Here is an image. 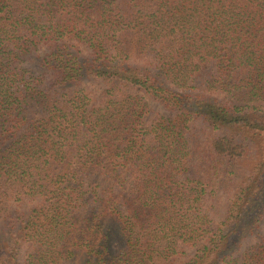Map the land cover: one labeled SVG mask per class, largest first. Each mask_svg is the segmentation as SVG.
<instances>
[{"label":"trees","instance_id":"obj_1","mask_svg":"<svg viewBox=\"0 0 264 264\" xmlns=\"http://www.w3.org/2000/svg\"><path fill=\"white\" fill-rule=\"evenodd\" d=\"M0 222V264H264V0H0Z\"/></svg>","mask_w":264,"mask_h":264},{"label":"rangeland","instance_id":"obj_2","mask_svg":"<svg viewBox=\"0 0 264 264\" xmlns=\"http://www.w3.org/2000/svg\"><path fill=\"white\" fill-rule=\"evenodd\" d=\"M42 54H43V50L40 48L38 50V52L32 53V54L28 55L27 57H25V62L23 65H25L26 67H28V68L36 71V72H40L41 70H40V67L37 65V63H38ZM81 87H84V88L88 89L89 91L94 92L95 96H98V98H96L97 100L101 99L100 94L104 89V86L102 84L88 81V82H83L81 84ZM151 104H153V103H151ZM154 106H155V109L157 111L161 112L162 114L168 115V113L162 107L157 106V105H154ZM224 203H225V199L223 200L221 198V199L215 200V217H218L222 214ZM21 209L26 210V209H28V206L24 205L19 210H21ZM10 215H11V211L8 213V217ZM1 224L2 223L0 222V225ZM251 243H253V242H250L248 244L245 243L244 246L248 247V245H250Z\"/></svg>","mask_w":264,"mask_h":264}]
</instances>
